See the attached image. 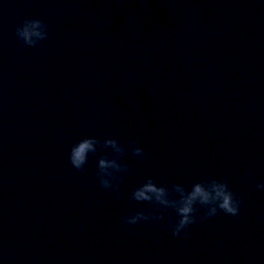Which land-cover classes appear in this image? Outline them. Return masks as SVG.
<instances>
[{
  "label": "water",
  "instance_id": "95a60500",
  "mask_svg": "<svg viewBox=\"0 0 264 264\" xmlns=\"http://www.w3.org/2000/svg\"><path fill=\"white\" fill-rule=\"evenodd\" d=\"M24 17L45 22L43 40L16 38ZM83 137L99 142L76 169ZM106 137L126 149L115 189L96 175ZM148 176L170 191L223 178L240 211L187 236L172 235L171 208L127 225L130 211H160L129 200ZM260 180V0H0V264H264Z\"/></svg>",
  "mask_w": 264,
  "mask_h": 264
},
{
  "label": "clouds",
  "instance_id": "9594fccd",
  "mask_svg": "<svg viewBox=\"0 0 264 264\" xmlns=\"http://www.w3.org/2000/svg\"><path fill=\"white\" fill-rule=\"evenodd\" d=\"M260 2L264 3V0H260ZM45 28L46 24L43 20L24 17L15 26L16 38L22 45H34L45 38ZM98 142L95 137H83L72 144L68 152V160L71 165L76 169H83L88 153L95 152ZM103 143L111 147L113 155L105 154L98 158L97 179L101 187L115 189L121 178L119 174L126 172L128 168V165L119 159L124 155L126 149L114 137H106ZM129 150L141 159L144 158V150L135 139L129 141ZM255 187L264 190V180L257 181ZM116 196L118 198V194ZM129 200L131 203L150 202L160 211L149 212L143 209L130 211L122 217L125 224L133 225L141 219L155 224L162 219V211L171 208L175 212V218L169 219L168 227L173 236L179 234L187 236L189 226L195 223L198 218L203 220L211 217L218 210L236 216L242 203V197L233 191L227 181L216 177L196 180L188 189L180 183H174L172 191H170L166 184L156 183L151 176H148L131 190ZM200 209L203 210L202 214H200Z\"/></svg>",
  "mask_w": 264,
  "mask_h": 264
}]
</instances>
